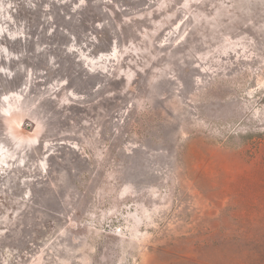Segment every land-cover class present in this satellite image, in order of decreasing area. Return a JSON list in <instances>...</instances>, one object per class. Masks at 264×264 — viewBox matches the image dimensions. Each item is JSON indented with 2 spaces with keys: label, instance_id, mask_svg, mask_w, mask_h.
Wrapping results in <instances>:
<instances>
[{
  "label": "rangeland",
  "instance_id": "rangeland-1",
  "mask_svg": "<svg viewBox=\"0 0 264 264\" xmlns=\"http://www.w3.org/2000/svg\"><path fill=\"white\" fill-rule=\"evenodd\" d=\"M0 264H264V0H0Z\"/></svg>",
  "mask_w": 264,
  "mask_h": 264
}]
</instances>
